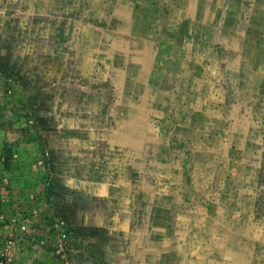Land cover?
Returning <instances> with one entry per match:
<instances>
[{"label":"rangeland","instance_id":"374dc122","mask_svg":"<svg viewBox=\"0 0 264 264\" xmlns=\"http://www.w3.org/2000/svg\"><path fill=\"white\" fill-rule=\"evenodd\" d=\"M0 264H264V0H0Z\"/></svg>","mask_w":264,"mask_h":264}]
</instances>
